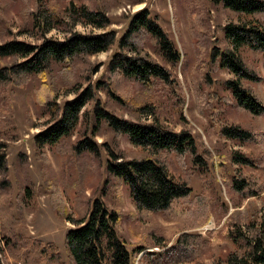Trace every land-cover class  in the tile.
Here are the masks:
<instances>
[{"label":"trees","instance_id":"1","mask_svg":"<svg viewBox=\"0 0 264 264\" xmlns=\"http://www.w3.org/2000/svg\"><path fill=\"white\" fill-rule=\"evenodd\" d=\"M134 3L143 0H130ZM76 6L68 1L65 6L67 16L74 24L81 22L100 32H71L63 39L44 38L38 44L21 40L0 43V61L17 58L8 65L0 64V99L7 96L8 86L23 88L38 78L40 83L34 97L40 114L47 113L50 125L35 135L38 146L59 144L62 138L71 136L84 106L91 100L95 126L106 123L116 135L124 134L129 141L150 152L149 156L124 159L108 149L105 172L108 177L121 180L128 186L136 217L143 221L155 213L166 219L180 221L186 229L198 228L206 224L211 211L216 209L212 190L217 179L226 183L234 195L246 199L264 192L263 172L255 176L243 174L240 167L264 170L255 159L240 149L211 154L203 148L200 154L190 129L175 131L161 121L132 120L119 117L107 110L96 98L97 91H104L108 100L121 105L129 112L153 113L149 108L154 96L173 98L181 113L185 100L181 81L173 71L182 63V53L174 39L150 15L147 7L137 10L131 17L127 29L117 38L115 30H106L110 18L100 9ZM186 25L196 52L204 55L209 63L227 69L234 77L224 80L231 92L233 106L253 117L264 115V100L247 84L255 82L259 76L246 63L241 50L247 48L264 58V22L258 17L264 14V0H181ZM222 6L235 20L221 27L229 46L219 47L210 35L209 14L206 6ZM114 44L107 64L106 80L88 84L81 91L76 80V96L58 105L53 89L57 76L67 79L72 75L77 63L84 57L105 52ZM209 73L205 72L204 78ZM51 82H47V77ZM211 103V102H208ZM211 123L217 124L214 112L208 114ZM5 126L0 124V223L13 226L17 222L14 209L32 212L37 207L35 185L27 178L18 186L12 200V185L8 177ZM220 135L238 143L260 144L264 142V126L261 130L244 128L237 124H223ZM61 144V143H60ZM61 158L89 156L100 160L98 143L87 137L71 144H64ZM213 156H215V167ZM228 160L236 168H230ZM200 181V192L192 195V176ZM51 199L56 215L74 224L64 235V246L68 262L64 261L54 242H44L31 238L12 229L7 230L2 239L13 264H135L138 252L131 251L117 234L121 215L109 208L100 198H77L73 216L64 204L56 187L51 189ZM220 218L217 217V222ZM264 223V222H262ZM243 235L242 254L232 252L237 241L233 233L227 232L224 245L229 253L228 264H264V231ZM215 235V230L208 231ZM239 234H236L237 236ZM218 236V235H217ZM225 236V238H226ZM226 241V242H225ZM142 258L137 259V264ZM142 262V261H141Z\"/></svg>","mask_w":264,"mask_h":264},{"label":"rangeland","instance_id":"2","mask_svg":"<svg viewBox=\"0 0 264 264\" xmlns=\"http://www.w3.org/2000/svg\"><path fill=\"white\" fill-rule=\"evenodd\" d=\"M72 1L76 6L83 5L90 9H100L110 18L106 30H115L117 38L127 29L132 15L142 7H147L150 15L174 39L182 53V63L173 69L179 80L184 96V106L178 113V105L173 98L154 96L149 109L153 113L129 112L121 105L108 100L104 91H97L96 98L109 111L119 117L132 120L150 121L157 119L166 127L175 131L190 129L200 154L203 148L211 154L240 149L264 167V142L238 143L220 135L223 124H237L244 128L261 130L264 126V115L253 117L235 108L232 104L231 92L226 89L224 80L234 77L227 69L209 63L203 54L196 52L190 37L181 0H143L139 3L130 0H0V43L16 39L31 44H38L44 38L63 39L71 32H100L81 22L74 24L66 13L65 4ZM209 14L210 35L214 44L219 47L229 46L221 27L235 17L222 6H206ZM264 22V14L258 15ZM114 44L105 52L82 58L66 80L58 78V68L54 78L57 82L52 86L56 92L55 102L62 106L66 100L76 96L74 84L81 85L80 91L88 84L94 85L98 80H106L107 64L110 56L116 51ZM248 67L259 78L255 82L245 83L264 100V58L260 54L244 48L241 50ZM17 58L0 61L8 65ZM205 72L208 77L204 78ZM47 82L51 78L47 77ZM40 80L34 78L23 88L8 86L7 96L0 99V124L5 126L8 162V177L12 185V200L18 186L28 178L35 185L37 207L32 212L26 209H14L17 222L13 226L0 223V264H13L2 239L7 230L20 232L31 238L44 242H54L64 261L68 262L64 246L66 231L74 224L56 215L51 197V189L56 187L64 204L73 216L76 215L74 205L77 198H100L109 207L120 212L121 219L117 227L118 236L125 241L129 250L137 251V259L141 264H228L229 253L224 245L227 232L233 233L237 239L232 252L242 254L244 239L242 234L258 233V227L264 231V192L250 198L234 195L216 172L217 182L212 190L213 203L216 209L211 211L206 224L198 228L186 229L180 221L166 219L155 213L147 220L136 217L137 209L129 195V189L121 180L108 177L105 164L108 149L121 155L124 159L149 156L147 148L132 144L126 135H116L106 124L95 126L92 108L94 101H89L83 108L80 119L71 136L62 138L61 144L40 147L35 142V135L50 125L49 115L40 114L34 93ZM211 102V103H208ZM214 112L217 124L211 123L208 114ZM87 137L98 143L100 160H92L89 156L61 158L60 151L64 144H71ZM215 167V156H213ZM230 168H236L228 160ZM243 174L255 176L264 170L253 167H240ZM190 187L192 195L200 192V181L192 176ZM217 217L220 221L217 222ZM215 230V235L208 231ZM236 234H239L238 236ZM218 235V236H217ZM226 236V238H225ZM226 242V241H225Z\"/></svg>","mask_w":264,"mask_h":264}]
</instances>
